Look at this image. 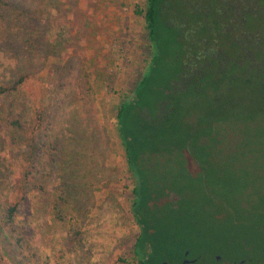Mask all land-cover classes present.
Returning a JSON list of instances; mask_svg holds the SVG:
<instances>
[{"label": "rangeland", "instance_id": "obj_1", "mask_svg": "<svg viewBox=\"0 0 264 264\" xmlns=\"http://www.w3.org/2000/svg\"><path fill=\"white\" fill-rule=\"evenodd\" d=\"M11 2L16 7L0 6V87L22 82L17 91L0 95V108H9L26 138L5 119L4 107L0 206L19 205L17 245L0 238V264H136L132 250L139 228L130 211L132 179L115 114L151 58L145 21L134 12L146 0ZM39 112L43 127L37 131L29 119ZM211 119L213 135H239L231 114L216 112ZM258 146L264 145L253 135L238 161L251 167L252 159H259L253 164L261 168L263 155L254 152ZM157 179V212L172 210L165 203L174 197L178 203L188 198L187 190L174 186V192L165 178ZM211 201L237 219L226 200ZM216 256L219 264H253L246 262L248 256L235 263ZM199 264L218 263L204 257Z\"/></svg>", "mask_w": 264, "mask_h": 264}, {"label": "trees", "instance_id": "obj_2", "mask_svg": "<svg viewBox=\"0 0 264 264\" xmlns=\"http://www.w3.org/2000/svg\"><path fill=\"white\" fill-rule=\"evenodd\" d=\"M193 1L146 0L142 9L134 11L145 21L151 58L130 95L118 103L115 114L126 170L132 179L130 211L139 228L132 260L136 264H177L179 253L190 249L202 258L220 254L233 263L248 256L252 258L246 262L264 264V180L259 178L264 177V164L259 168L253 164L259 159H252L251 167H246L238 161L253 135L264 145V72L225 70L224 63L217 68L213 61V71L206 68L200 75L178 77L184 72L185 51L180 42L176 44V37L180 39L186 32L184 15L189 17L188 24L193 16L195 20L205 17L200 31L209 34L213 31L211 17L219 4V0H203L214 6L194 14L188 11ZM11 5L16 7L11 0H0V6ZM172 16L181 19L175 23ZM21 82L0 87V95L17 91ZM4 107L8 120L12 114L6 105L0 113ZM216 112L232 115L230 122L240 130L235 139L233 134L211 133V118ZM38 115L29 119L37 131L43 127L40 112ZM250 118L255 122L246 124ZM10 123L26 138L17 118ZM254 152L260 153L255 157L263 155L264 161V146ZM254 173L258 174L256 180L251 179ZM158 176L165 178L174 192V186L178 191L187 190L188 198L184 195L178 203L174 197L165 203L163 207L172 210H154L153 197L160 190ZM211 198L226 200L235 208L237 219L222 207H213ZM18 205L19 201L0 206V238L16 245ZM257 208L263 211L252 213Z\"/></svg>", "mask_w": 264, "mask_h": 264}, {"label": "flooded vegetation", "instance_id": "obj_3", "mask_svg": "<svg viewBox=\"0 0 264 264\" xmlns=\"http://www.w3.org/2000/svg\"><path fill=\"white\" fill-rule=\"evenodd\" d=\"M210 5L214 6V3L195 0L188 11L202 13L203 7L208 10ZM214 11L216 14L210 21L213 31L209 34L200 31L205 17L195 20L197 17L193 16L194 19L190 18L188 24L186 21L189 17L184 15L186 32L179 36L180 39L176 37V44L181 43L185 51L181 65L184 72L178 77L186 79L192 75H200L206 68L213 71V61L218 64L217 68L224 63L225 70L264 72V0H219ZM180 19L172 16V22L178 23ZM192 44L195 46L192 47ZM180 253L182 257L177 264H183V260L189 261L187 264L204 261L201 254L190 249H184ZM212 258L214 262L221 263V258L216 260V255ZM164 262L170 264L169 261Z\"/></svg>", "mask_w": 264, "mask_h": 264}, {"label": "water", "instance_id": "obj_4", "mask_svg": "<svg viewBox=\"0 0 264 264\" xmlns=\"http://www.w3.org/2000/svg\"><path fill=\"white\" fill-rule=\"evenodd\" d=\"M219 259H220V256H216V260H219ZM182 263L187 264V263H189V261L183 260ZM243 263H244V261H241V264H243ZM162 264H166V263H162Z\"/></svg>", "mask_w": 264, "mask_h": 264}]
</instances>
